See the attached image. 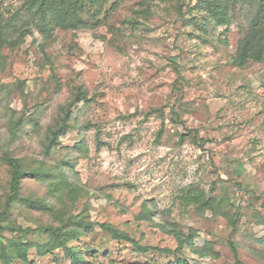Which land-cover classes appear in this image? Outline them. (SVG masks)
I'll use <instances>...</instances> for the list:
<instances>
[{
  "label": "rangeland",
  "instance_id": "374dc122",
  "mask_svg": "<svg viewBox=\"0 0 264 264\" xmlns=\"http://www.w3.org/2000/svg\"><path fill=\"white\" fill-rule=\"evenodd\" d=\"M198 1L109 0L89 6L81 27L54 31L51 62L40 50L44 37L35 27L22 46L3 49L0 195L8 180L2 158L43 160L40 141L58 106L77 86L88 90L90 102L74 110L75 127L52 160L72 162L74 169H65L88 192L74 211L87 207L97 226L75 245L94 264L148 260L132 244L112 240L101 223L142 245L172 250L178 241L160 225L184 236L193 233L196 247L213 252L199 258L184 247L183 256L192 264L234 263L230 242L238 245L242 264H264L252 250L254 239L264 237V66L251 62L240 68L234 62L248 25L240 6L230 26L208 25L193 8ZM21 5L0 0V15L8 17ZM35 111L39 130L26 124L11 141V121L33 117ZM173 111L180 126L172 120ZM80 142L83 154L77 152ZM24 184L25 194H49L48 182ZM188 186L204 189L208 197H227L235 223L186 206L181 192ZM145 203L154 211L152 222L139 219ZM17 216L19 225L33 227ZM32 258L37 264H70L62 252L43 258L33 252Z\"/></svg>",
  "mask_w": 264,
  "mask_h": 264
},
{
  "label": "trees",
  "instance_id": "16d2710c",
  "mask_svg": "<svg viewBox=\"0 0 264 264\" xmlns=\"http://www.w3.org/2000/svg\"><path fill=\"white\" fill-rule=\"evenodd\" d=\"M22 5L15 12H9L8 17L0 15V75L6 71L7 59L3 54L5 47L16 48L26 42V38L33 34L34 27L43 35L44 41L40 50L47 62H51L49 52L50 42L56 29H76L81 27L85 19L84 14H90L88 7L108 3L109 0H20ZM118 1V0H116ZM116 4V3H115ZM240 6L247 14L248 25L246 34L238 45L235 57L236 66L243 68L249 63L264 66V0H199L194 4V10L205 15V22H212L220 26H230L233 12ZM146 15L150 8L143 9ZM182 13V9H178ZM134 21L131 22V25ZM204 25H207L203 23ZM34 25V26H33ZM202 25V26H204ZM203 29L202 27H200ZM6 87L0 83V102ZM90 102L88 90L84 85L77 86L67 101L58 106V114L47 128L40 141L43 160L33 157L4 156L3 164L7 167L8 180L4 193L0 195V264H37L32 258L35 252L38 257H46L56 252H62L70 264H94L85 257L82 249L75 245L83 238L95 232L97 223L89 219L88 209L85 207L80 213H75V205L85 194L84 188L75 183L65 166L74 169V164L67 160H52L53 155L62 144V139L75 127L73 124L74 110L80 104ZM39 111L33 112V117L26 119L22 116L17 121L12 120L9 126L11 141H15L21 129L26 124H33L39 130ZM14 115H16L14 113ZM14 118V117H13ZM172 120L175 126L182 124L179 114L173 111ZM83 127L87 128L88 125ZM163 129L159 132L161 136ZM182 142L185 135L181 137ZM84 142L78 143V153H84ZM49 160V161H47ZM33 179L37 182H48L47 196L24 193V183ZM181 200L186 206H192L199 214L211 211L215 216L220 215L235 223L237 214L229 215V199L225 196L208 197L204 189L188 186L182 190ZM22 216L33 227L18 224V216ZM154 211L148 206L139 215V219L152 222ZM264 223V219H261ZM100 229L112 240L128 242L134 250L147 256L146 262L132 264H192L191 259L183 256V248L188 246L190 251L199 258L210 255L193 243L194 234L184 236L176 228L160 225L162 230L175 237L178 247L175 250L140 244L129 233L122 231L112 224H98ZM7 234L10 235L7 236ZM40 234L45 241L31 239V235ZM253 253L264 259V237L254 239ZM234 254V263L242 264L238 245L230 242ZM208 248V247H207ZM206 248V249H207ZM111 264H115L112 263ZM228 264V263H227Z\"/></svg>",
  "mask_w": 264,
  "mask_h": 264
}]
</instances>
